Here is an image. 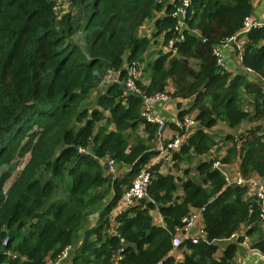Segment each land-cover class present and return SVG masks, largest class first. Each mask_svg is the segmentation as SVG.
Listing matches in <instances>:
<instances>
[{
  "label": "trees",
  "instance_id": "16d2710c",
  "mask_svg": "<svg viewBox=\"0 0 264 264\" xmlns=\"http://www.w3.org/2000/svg\"><path fill=\"white\" fill-rule=\"evenodd\" d=\"M255 1L191 0L180 32L175 13L184 0H0V264L54 262L77 234L81 243L65 264H236L245 236L220 256L218 242L241 227L258 234L252 248L264 254L261 201L215 167L217 136L209 131L250 122L225 134L220 161L264 180V25L244 35L241 55L257 81L220 66L214 52L242 32ZM148 22L151 37L142 34ZM128 64L148 80L133 79L141 95L127 90ZM169 83L172 99L189 101L179 104V121L196 113L198 125L162 173L164 160H152L173 138H158L164 126L142 110L144 95L167 92ZM106 157L116 162L114 174ZM118 165L129 169L117 174ZM145 167L147 195L120 208ZM64 180L70 185L57 195ZM93 208L97 223L81 230ZM194 209L202 210L204 233L184 237L177 262L173 238ZM156 210L164 226L155 223Z\"/></svg>",
  "mask_w": 264,
  "mask_h": 264
},
{
  "label": "built area",
  "instance_id": "2783aa9c",
  "mask_svg": "<svg viewBox=\"0 0 264 264\" xmlns=\"http://www.w3.org/2000/svg\"><path fill=\"white\" fill-rule=\"evenodd\" d=\"M191 0H184L183 6L178 7L176 10L175 15L179 17V31L181 32L184 21H185V13H186V8H188ZM264 25V20L263 21H257L253 18V16L247 17L244 21V27L242 32L239 35H235L232 37L227 38L214 48L215 55L217 57V62L220 66L225 67V55H224V50L225 49H234L235 51L242 55L244 44H245V38L244 35L251 30L254 27H260ZM181 38H183V35H181ZM171 47L173 45V42L170 41L169 44ZM247 71H251L250 69H247ZM130 74L131 77L127 80L126 86L127 90L129 93H134L136 95H141L142 92L140 88L135 84L134 78L137 76V70L132 66L130 68ZM171 96L167 92H162V93H157L152 96L144 95V106L142 110V115L149 121L151 122H156L159 123L161 126H163L166 122V120L162 117H160L158 114L154 113V109L157 105V103L160 102H166L170 101ZM178 111V110H177ZM171 120L176 123L181 130H184V134L182 136H179L178 133L176 134L175 137L171 140V142L167 145L165 148L163 145H160V150H161V155L159 156V160L163 159V167L161 168L162 171L168 172V168L170 166V159H171V154L175 150H179L183 141L185 140L186 136L190 134V131L193 129V127L196 126V121L192 116H187L185 117V121L181 122L177 118V116L172 117ZM80 151H83L82 149ZM103 164H105L107 168V172L114 174L116 172V162L115 160L111 158H105L103 161ZM215 167L218 169H221L223 173L226 176V179L229 183L231 181L229 180L225 170H224V165L221 163L220 160L215 162ZM151 178V172L149 171V167L146 169L141 170V172L138 174V176L135 178L132 186L124 193L120 203L119 207L124 208L127 207L134 202L144 198L147 195V189L148 185L150 182ZM234 183L241 184L243 186L247 185L249 187V194L250 195H256L258 199L261 201V219L262 222L264 223V180L259 178V179H254V178H244L242 175L238 178V180ZM184 223L185 226L181 229L178 230V232L175 234L173 238V248L176 250L180 247L182 244V241L184 237H189V231L193 229L196 224H195V219L193 216H189L184 218ZM184 231H186L184 233ZM204 233V231H202ZM242 235L239 232H235L231 235L230 238L225 239L224 241L228 243H233L237 242L239 237ZM194 241H197L199 239L198 236L193 238ZM223 241V240H222ZM81 243V242H80ZM7 244V241L5 239L4 245ZM76 248L74 244L68 245L62 253L59 255L58 259L54 261L55 263H59L62 261H66L73 250ZM257 249L253 250L256 251ZM9 255H12L13 257H17L16 254H12L9 252ZM120 259L119 254L116 257V261ZM52 262V261H51ZM161 264V263H158ZM247 264H252V263H247Z\"/></svg>",
  "mask_w": 264,
  "mask_h": 264
},
{
  "label": "crops",
  "instance_id": "0c3cea01",
  "mask_svg": "<svg viewBox=\"0 0 264 264\" xmlns=\"http://www.w3.org/2000/svg\"><path fill=\"white\" fill-rule=\"evenodd\" d=\"M254 5H255V9H254V13L252 15L253 18L257 21H263L264 20V0H256ZM153 22H152L151 28H149L148 25L146 24L145 29H143V33H142L143 35L148 36V37L152 36L153 31H154L153 30V28H154ZM149 23H151V22H149ZM161 41H162V39L160 38V43H161ZM226 52H228V55L226 54ZM224 55H225V68L228 71L232 72L233 74H237L239 72H246L247 71L243 67L242 57L240 56V54H238L237 51H235L234 49H231V48L225 49ZM128 67H129V64H128L127 68ZM131 67H132V65L129 67V69ZM247 72H248V76L251 80L257 81V76L255 75V73H253L251 71H247ZM139 76L140 77L143 76V73L141 72V70H137L136 78L137 77L140 78ZM116 77H117V75H116ZM109 79H111V82L114 80V78H112V77H110ZM261 82L263 83V80ZM144 83H148V80L146 78H144ZM166 90H167L168 94L172 93L174 91L173 84L169 83L167 85ZM180 100L181 99H172L171 98L170 101L157 103V105L154 109L155 114H158L160 117H162L166 120L165 124L163 125L164 126L163 131L166 129L165 132H167V131L170 132L173 137L176 136L177 131L172 127L173 121L171 120V118L176 116L177 110L179 108V104H181L183 106V103L185 102V101H182V100L180 101ZM191 116L194 118L196 116V113L192 114ZM169 122H172V124H166ZM197 125H198V123L196 124V127H197ZM247 127H251L250 122H244L243 124L240 125V127L235 128V129H229L223 123H219L216 127L210 129L209 131L213 134H216V136H217V138H216L217 144L211 150L210 157H214V158H217V160H220L223 156H225V154L227 153V146H225L223 141H222L225 134L232 133L234 135H237L241 132H244ZM139 131L142 133L141 129ZM159 159H160L159 156L155 157L152 160V163L159 162ZM223 165H224V170H225L229 180L231 181V183L236 182L238 180V178L241 176L239 163L234 162L231 164H223ZM118 166H119L121 172L127 171L129 169L128 166H120V165H118ZM161 172L162 173H168L166 171H162V169H161ZM252 178L259 179L261 177L252 176ZM99 212H100L99 209H95V208L89 210V213L85 217V223H84L81 230H83L87 226H94L98 221ZM153 215H154L155 223L158 225L164 226V219L161 216V213L158 210H156L155 212H153ZM192 216L195 219L196 226L189 231V236L201 237L202 231L204 230L203 229V222H202V216H203L202 210L201 209H194ZM262 229L261 230L264 233V226L262 227ZM239 231H240V234L242 236H245V237H244L243 241L238 244V251H237V256L235 257V263L236 264H247V263L264 264V260H262L260 256L254 255V254L251 255L253 253V250H255L254 248H252V246H253L256 238L258 237V234H255L252 236L251 235L247 236L246 235V228H244V227H241V229ZM80 242H81V236H80V234H77V238L73 241L72 244L77 246L78 244H80ZM218 243L220 246V250L218 251L217 256H220V255H222L226 245L229 243L224 241V240L223 241L221 240ZM171 255H173L176 258L177 262H180L184 258L182 250H179V249L175 250L173 248L171 251ZM249 256H250V258H249ZM248 258H249V260H248ZM65 263H66V261H62L59 263L49 261L48 264H65Z\"/></svg>",
  "mask_w": 264,
  "mask_h": 264
},
{
  "label": "rangeland",
  "instance_id": "374dc122",
  "mask_svg": "<svg viewBox=\"0 0 264 264\" xmlns=\"http://www.w3.org/2000/svg\"><path fill=\"white\" fill-rule=\"evenodd\" d=\"M147 25H148V27L149 28H151V25H152V23H147ZM226 54L228 55V52H226ZM140 77V76H139ZM141 78H144L143 76L141 77ZM95 95L96 94H94V96L93 97H95ZM189 104V101H185L184 103H183V106L185 107V106H187ZM193 128H195V127H193ZM166 130V129H165ZM165 130L163 131L162 130V132L160 133V135L158 136V138H160L161 137V139H162V141H164V139H171L173 136L171 135V133L170 132H165ZM175 136V135H174ZM160 140V139H159ZM158 144V145H157ZM159 144H160V141H157V143H156V147L158 148V146H159ZM161 145V144H160ZM29 155H27V157H28ZM200 160V159H199ZM27 161V159H25V160H21V161H18V163H17V166L14 168V170H13V178H12V180L11 181H8L7 183H6V185H5V189L7 190L8 189V187H10V184H11V182L14 180V178H15V176L17 175V173L23 168V166H24V164H25V162ZM147 167H145V168H143V169H146ZM5 169H6V167H5ZM117 169H118V172H117V174L119 173V166L117 167ZM142 169V170H143ZM68 184L70 185V183L69 182H67L66 184H65V180L62 182V186H63V191H62V188H60L59 190H58V192H57V195H59V194H62V192L64 193V189H65V186H68ZM261 229H262V227L264 226V223H261ZM263 230V229H262Z\"/></svg>",
  "mask_w": 264,
  "mask_h": 264
},
{
  "label": "water",
  "instance_id": "95a60500",
  "mask_svg": "<svg viewBox=\"0 0 264 264\" xmlns=\"http://www.w3.org/2000/svg\"><path fill=\"white\" fill-rule=\"evenodd\" d=\"M112 78H116V75L113 74V75H112ZM108 82H111V79H108ZM253 254H254V255H258V256H260L261 259L264 260V254L261 253L259 250L254 251L251 255H253ZM251 255H250V256H251ZM250 256H249V258H250ZM249 258H248V260H249ZM248 260H247V261H248ZM247 261H246V262H247ZM246 262H245V263H246Z\"/></svg>",
  "mask_w": 264,
  "mask_h": 264
}]
</instances>
